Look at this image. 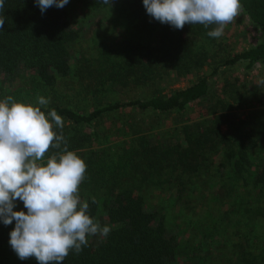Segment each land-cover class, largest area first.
Wrapping results in <instances>:
<instances>
[{"label":"trees","instance_id":"16d2710c","mask_svg":"<svg viewBox=\"0 0 264 264\" xmlns=\"http://www.w3.org/2000/svg\"><path fill=\"white\" fill-rule=\"evenodd\" d=\"M70 1L42 14L35 0H4L0 74L5 82L23 72L38 84L53 86L58 77L70 74L71 45L80 36L72 23L77 8L97 14L110 13L109 7L112 22L122 28V42L115 50L121 61L106 54L94 64L86 60L81 67L102 84L156 83L159 87L170 76L167 65L194 66L189 52L192 39L215 27L186 23L183 29H174L151 18L143 0H110L112 6L103 0ZM241 8L264 33V0H241ZM241 61L249 67L264 64V38L226 64ZM159 67L165 72H158ZM209 90V79L202 76L185 88L167 93L158 88L148 97L96 107L89 114L59 106L41 110L47 115L55 109L68 121L88 126L125 107L181 112ZM235 99L240 102L238 96ZM242 108L249 109L246 118L235 115ZM212 113L213 117L185 125L176 138L159 142L142 135L131 140L122 163L112 166L101 158L102 152L88 149L91 135L78 137L63 131L69 150L82 152L87 165L80 199L89 202L94 221L111 229L107 237L89 235L87 246L79 254L70 250L63 264H264L263 116L242 102L218 101ZM95 135V139L100 136ZM55 151L50 149L46 157ZM156 190L173 191L171 205L180 207L184 225L175 227L178 219L171 216L169 205L149 201ZM92 197L96 203H91ZM14 210L27 211L19 200ZM14 226V220L7 226L0 221V264H39L35 257L20 259L11 248L9 234Z\"/></svg>","mask_w":264,"mask_h":264},{"label":"rangeland","instance_id":"374dc122","mask_svg":"<svg viewBox=\"0 0 264 264\" xmlns=\"http://www.w3.org/2000/svg\"><path fill=\"white\" fill-rule=\"evenodd\" d=\"M70 2L69 0V5ZM107 8L110 13L105 11L97 14H92L89 9L77 8L75 22L72 23L80 32V36L71 45L72 71L68 76L58 77L55 85L46 86L38 84L37 80L23 72L7 82L0 74V100L11 95L16 101L35 105L37 97L44 96L50 101L47 108L59 106L89 114L96 107L145 98L158 88H164L163 93H167L170 90L185 88L202 76L208 77L210 90L207 96L193 102L181 112L160 113L125 107L117 112L105 114L88 126L76 125L61 116L64 121L63 131L78 137L84 134L92 136L88 149L94 148L102 152L100 156L108 166L121 164L124 149L129 147L131 140L139 136L149 135L154 140L164 142L179 136L185 125L213 117L212 111L216 110L218 101L250 104L256 111H260L264 119V85L258 86V82L264 79V64L256 63L252 67H249L247 61L235 65L226 64L227 59L255 47L264 38L263 31L250 21L242 8L237 18L224 27L221 37H209L206 32L192 39L189 52L191 59L196 62L194 66L182 69L174 66V63L167 65L165 68L169 69L170 76L159 82L161 83L159 87L156 83L102 84L98 77L91 75V72L81 71L83 64L87 63L86 60L94 64L106 54L113 55L115 62L121 61L119 51L115 50L122 42V28L120 24L112 22L113 10ZM111 49L114 52L109 53ZM158 72L165 71L159 67ZM25 82L29 84L26 85ZM236 96L240 98V102L235 99ZM234 112L236 116L246 118L249 109L247 111L243 108L236 109ZM95 133L100 135L99 138L95 139ZM77 154L83 156L82 152ZM78 194L80 197L81 194ZM174 196L173 191L156 190L149 201L169 205L171 216L175 217V220L178 219L177 223L174 222L176 227L179 223L181 226L184 224L180 207L171 205L175 203L172 202ZM104 197L99 196L100 199ZM188 234L186 233V237Z\"/></svg>","mask_w":264,"mask_h":264},{"label":"clouds","instance_id":"9594fccd","mask_svg":"<svg viewBox=\"0 0 264 264\" xmlns=\"http://www.w3.org/2000/svg\"><path fill=\"white\" fill-rule=\"evenodd\" d=\"M68 2L35 0L42 14ZM103 3L110 5V0ZM143 5L151 18L174 29H183L186 23L216 25L207 33L214 38L222 36L241 10V0H143ZM4 23L0 16V29ZM259 85H264V79ZM49 102L44 96H38L35 105L11 95L0 100V221L6 226L15 221L9 244L20 259L63 264L70 250L79 254L87 246L89 235L107 237L111 229L94 221L89 202L79 197L87 165L69 150L62 117L55 109L47 115L41 110ZM50 149L57 151L46 157ZM17 200L26 212L14 210ZM91 203H96L95 197Z\"/></svg>","mask_w":264,"mask_h":264}]
</instances>
